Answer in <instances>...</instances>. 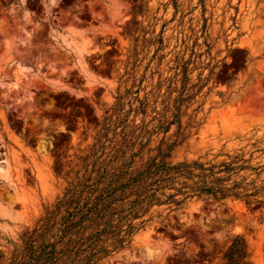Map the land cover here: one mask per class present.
Here are the masks:
<instances>
[{
    "label": "rangeland",
    "instance_id": "1",
    "mask_svg": "<svg viewBox=\"0 0 264 264\" xmlns=\"http://www.w3.org/2000/svg\"><path fill=\"white\" fill-rule=\"evenodd\" d=\"M152 161L190 165L149 204ZM236 235L264 264V0H0V264H216Z\"/></svg>",
    "mask_w": 264,
    "mask_h": 264
},
{
    "label": "trees",
    "instance_id": "2",
    "mask_svg": "<svg viewBox=\"0 0 264 264\" xmlns=\"http://www.w3.org/2000/svg\"><path fill=\"white\" fill-rule=\"evenodd\" d=\"M193 165L198 164L193 162ZM190 164L182 163L177 165H169L166 163L150 162V164L139 171L134 177L135 180L139 181L141 179L146 182L145 187L147 190H152L144 195L147 203H151L155 198V191L162 187L161 185L164 181L169 178L167 172L169 169H177V171H182L183 167L189 166ZM200 192L204 190L200 189ZM174 203H178L172 200ZM216 264H253L250 259V252L246 240L241 235L234 236L229 244L224 248L219 257V262Z\"/></svg>",
    "mask_w": 264,
    "mask_h": 264
}]
</instances>
